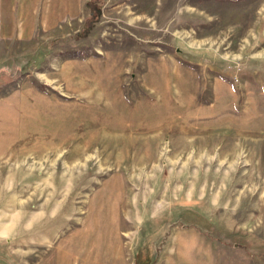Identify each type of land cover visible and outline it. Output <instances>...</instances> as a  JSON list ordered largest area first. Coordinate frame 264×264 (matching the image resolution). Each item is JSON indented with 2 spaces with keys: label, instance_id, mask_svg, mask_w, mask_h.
Wrapping results in <instances>:
<instances>
[{
  "label": "rangeland",
  "instance_id": "rangeland-1",
  "mask_svg": "<svg viewBox=\"0 0 264 264\" xmlns=\"http://www.w3.org/2000/svg\"><path fill=\"white\" fill-rule=\"evenodd\" d=\"M57 1L0 14V264H264V0Z\"/></svg>",
  "mask_w": 264,
  "mask_h": 264
},
{
  "label": "crops",
  "instance_id": "crops-1",
  "mask_svg": "<svg viewBox=\"0 0 264 264\" xmlns=\"http://www.w3.org/2000/svg\"><path fill=\"white\" fill-rule=\"evenodd\" d=\"M38 2H39V0H0V14L1 13L7 14V13H10L12 11L22 12L25 9V7H32L33 8L34 6L37 5ZM55 4H59V2L56 0V2H54L53 7L55 6ZM63 6H65V5H63ZM65 10H67V9H64L62 12H65ZM56 11H57V9L55 10V12ZM57 20H58V18H57Z\"/></svg>",
  "mask_w": 264,
  "mask_h": 264
}]
</instances>
